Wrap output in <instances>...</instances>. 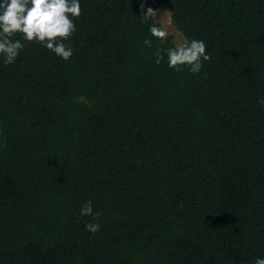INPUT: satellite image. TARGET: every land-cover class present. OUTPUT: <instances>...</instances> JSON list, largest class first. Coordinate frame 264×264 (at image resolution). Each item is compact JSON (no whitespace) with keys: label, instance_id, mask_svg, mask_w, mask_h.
<instances>
[{"label":"trees","instance_id":"16d2710c","mask_svg":"<svg viewBox=\"0 0 264 264\" xmlns=\"http://www.w3.org/2000/svg\"><path fill=\"white\" fill-rule=\"evenodd\" d=\"M80 6L68 61L37 43L0 61V264L264 258V0ZM148 8L207 45L199 74L155 63L174 41Z\"/></svg>","mask_w":264,"mask_h":264},{"label":"clouds","instance_id":"9594fccd","mask_svg":"<svg viewBox=\"0 0 264 264\" xmlns=\"http://www.w3.org/2000/svg\"><path fill=\"white\" fill-rule=\"evenodd\" d=\"M82 12L80 0H0V61L7 66L14 63L26 44L37 43L68 61L73 49L65 44L77 30L75 20ZM158 11L148 8L142 13V22H155L149 28L152 38L161 44L170 36H174V46L165 50L159 48L155 53V63L159 65L167 56L170 69L181 72L188 69L192 74H199L203 62L211 60L207 53V45L202 40L183 37L180 32L169 30L171 21L161 23L157 18ZM23 39H14L16 36ZM145 47L152 46L151 39L144 40ZM259 103L264 105V99ZM81 217H91L85 230L95 234L101 228L100 213L93 212L92 201L81 207ZM255 264H264V258H257Z\"/></svg>","mask_w":264,"mask_h":264},{"label":"rangeland","instance_id":"374dc122","mask_svg":"<svg viewBox=\"0 0 264 264\" xmlns=\"http://www.w3.org/2000/svg\"><path fill=\"white\" fill-rule=\"evenodd\" d=\"M162 14H163V16L161 17V20H160L161 23H167L168 21H170V16H169V14H167V13H162ZM162 14H158L157 18H160V16H161ZM169 30H170V31H173V32H177V31L172 27L171 24L169 25ZM170 37H171V38L173 39V41L175 42V38H174V36H170Z\"/></svg>","mask_w":264,"mask_h":264}]
</instances>
